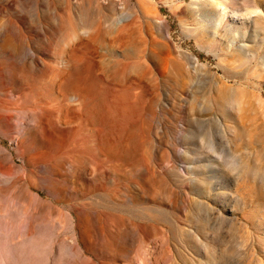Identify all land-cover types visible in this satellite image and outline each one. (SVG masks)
I'll return each mask as SVG.
<instances>
[{"label": "rangeland", "instance_id": "374dc122", "mask_svg": "<svg viewBox=\"0 0 264 264\" xmlns=\"http://www.w3.org/2000/svg\"><path fill=\"white\" fill-rule=\"evenodd\" d=\"M0 264H264V0H0Z\"/></svg>", "mask_w": 264, "mask_h": 264}, {"label": "bare ground", "instance_id": "6f19581e", "mask_svg": "<svg viewBox=\"0 0 264 264\" xmlns=\"http://www.w3.org/2000/svg\"><path fill=\"white\" fill-rule=\"evenodd\" d=\"M84 41L85 42H88L87 44H91V45H94V44H97L96 43V41H95V36L94 35H92V34H87L86 36H85V38H84ZM96 46V45H95ZM82 60V57H75L74 58V60H70L69 58H65V61H66V65H65V68H64V71L65 72H69V70L72 68V67H74L75 65H76V62H79V61H81ZM75 61V62H74ZM68 76V75H67ZM75 76H77V74L75 75ZM83 93H86V91H84ZM83 93H75V97H77L78 99L80 98H83V97H85L84 95H83ZM44 110H47V111H49V112H51L52 114H56L57 112H59V108H57V107H53V108H49V109H44ZM32 115V117H36V115H43V112L41 111H39L38 113H33V114H31ZM36 119V118H35ZM39 120V119H38ZM57 122V121H56ZM101 131H102V129H100V128H95V132H96V134L98 135V137H99V135H100V133H101ZM69 134H71V136H73L74 134H75V131H74V128L73 127H71L70 128V132H69ZM100 140V139H99ZM108 145V144H107ZM99 146H100V149L102 150V151H105L106 150V147L103 145V142L100 140L99 141ZM111 147H113V146H110V148ZM113 149H114V147H113ZM26 150H29L28 148H26V147H22L21 148V151H26ZM27 226H29V225H27Z\"/></svg>", "mask_w": 264, "mask_h": 264}]
</instances>
